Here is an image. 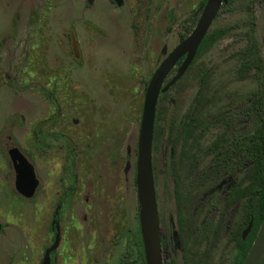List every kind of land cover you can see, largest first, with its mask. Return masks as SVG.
I'll return each mask as SVG.
<instances>
[{
  "label": "rangeland",
  "instance_id": "rangeland-1",
  "mask_svg": "<svg viewBox=\"0 0 264 264\" xmlns=\"http://www.w3.org/2000/svg\"><path fill=\"white\" fill-rule=\"evenodd\" d=\"M204 2L0 0V264H41L58 205L50 264H145L133 172L145 87ZM251 20L264 60L263 0L251 14L245 0H229L209 29L226 33L158 105L153 166L163 264L236 261L247 200L227 198L232 186L247 184L251 160L225 149L254 130L246 109L257 82L238 76ZM190 116L201 123L176 167L173 137ZM35 127L73 146L48 136L37 144ZM11 142L34 166L39 186L30 199L15 189Z\"/></svg>",
  "mask_w": 264,
  "mask_h": 264
},
{
  "label": "water",
  "instance_id": "water-1",
  "mask_svg": "<svg viewBox=\"0 0 264 264\" xmlns=\"http://www.w3.org/2000/svg\"><path fill=\"white\" fill-rule=\"evenodd\" d=\"M93 0H87L92 3ZM117 6L122 0H113ZM228 0H206L197 23L192 31L180 41L161 61L154 70L144 93L141 118L139 121L137 160H136V191L139 204V228L143 246L145 264H163L162 246L160 236L159 215L156 201V193L153 182L151 166L152 132L154 127L155 109L158 95L166 92L177 80H179L196 55L197 49L208 32L219 8ZM72 53L78 57L77 42L73 33H70ZM183 57L176 73L163 85L165 78L177 61ZM8 155L12 162L15 174V189L24 198L34 196L38 181L34 170L24 155L13 145L9 146ZM56 234L53 243L44 251L41 264H50L49 254L58 246L60 230L55 219L52 221ZM252 222L242 231L241 237L248 235ZM1 228V223H0ZM264 257V216L257 230L256 236L242 262V264H260Z\"/></svg>",
  "mask_w": 264,
  "mask_h": 264
},
{
  "label": "trees",
  "instance_id": "trees-1",
  "mask_svg": "<svg viewBox=\"0 0 264 264\" xmlns=\"http://www.w3.org/2000/svg\"><path fill=\"white\" fill-rule=\"evenodd\" d=\"M248 5V11L252 13V5L257 0H245ZM264 2V0H263ZM252 16V15H251ZM198 18V14L194 15L190 19L195 24ZM185 30H189V27H185ZM226 33L225 28H216L211 32H208L203 38L197 54L204 48L211 45L215 40L220 38ZM185 35H181L183 39ZM250 45L244 50L242 54V62L238 68V76L240 78H246L248 76H254L257 82L256 89L252 95L251 101L246 109V115L254 122V130L249 135L244 137V140H238L236 145V153L244 146L247 157L251 160V166L249 172L246 174L247 184L243 187H232L229 192L227 203H231L235 198H245L247 200V216L244 223V228L247 227L251 221V228L245 239L241 238V233L238 234L236 239L237 246V258L233 264H242L250 246L253 242L259 225L264 216V60L260 55L259 49L254 39V22L251 20L249 28ZM196 54V56H197ZM191 67V66H190ZM189 67V68H190ZM202 84H200L197 99H201ZM163 94L158 97V102L162 98ZM159 109L156 108L155 122L159 120ZM200 120L196 117H188L183 131L185 138L191 136L193 128L199 125ZM230 149V146L227 148ZM185 150V149H184ZM232 153H229L231 156ZM119 264H135L123 259ZM168 264H175L173 261H168ZM201 264V263H193ZM260 264H264V257Z\"/></svg>",
  "mask_w": 264,
  "mask_h": 264
},
{
  "label": "flooded vegetation",
  "instance_id": "flooded-vegetation-1",
  "mask_svg": "<svg viewBox=\"0 0 264 264\" xmlns=\"http://www.w3.org/2000/svg\"><path fill=\"white\" fill-rule=\"evenodd\" d=\"M95 0H93L92 1V3H87V0H85V3L86 4H88V5H92L93 4V2H94ZM229 1V0H228ZM110 2L112 3V4H114V5H116L115 3H114V1L113 0H110ZM205 2H206V0H205ZM205 2H204V4H205ZM204 4H203V7H204ZM223 5V4H222ZM222 5H221V7H222ZM117 6V5H116ZM221 7L219 8V10H218V12L220 11V9H221ZM203 9V8H202ZM202 11V10H201ZM218 12H217V14H218ZM200 14H201V12H200ZM200 14H198V18H199V16H200ZM217 14H216V16H217ZM215 16V17H216ZM198 18H197V20H198ZM215 19V18H214ZM213 19V20H214ZM213 22V21H212ZM196 23H197V21H196ZM195 23V24H196ZM195 24H194V26H195ZM211 25H212V23H211ZM211 25H210V27H211ZM193 26V27H194ZM193 27H192V29H193ZM210 27H209V29H210ZM192 29L190 30V32L192 31ZM209 29H208V32H209ZM189 32V33H190ZM207 32V33H208ZM71 33V32H70ZM70 33H69V39H70ZM188 33V34H189ZM206 33V34H207ZM187 34V35H188ZM187 35H185V37L187 36ZM184 37V38H185ZM205 37V36H204ZM183 38V39H184ZM180 39H181V37H180ZM183 39H181L180 41H182ZM203 40V39H202ZM179 41V42H180ZM202 42V41H201ZM201 44V43H200ZM70 45H71V41H70ZM200 46V45H199ZM199 48V47H198ZM198 50V49H197ZM196 54H197V52H196ZM166 57V56H165ZM195 57H196V55H195ZM195 57L193 58V60L195 59ZM182 60H183V57L182 58H180L178 61H177V63L175 64V66L171 69V71H170V73H169V75L165 78V80H164V82H163V85L164 84H166L168 81H169V79L176 73V70H177V67L181 64V62H182ZM193 60H192V62L190 63V65L188 66V68H187V70L189 69V67L192 65V63H193ZM161 63V62H160ZM186 70V71H187ZM185 71V72H186ZM185 72H184V74H185ZM153 74V73H152ZM183 74V75H184ZM182 75V76H183ZM152 76V75H151ZM151 78V77H150ZM181 79V78H180ZM179 79V80H180ZM178 81V80H177ZM176 81V82H177ZM175 82V83H176ZM147 84H148V82H147ZM147 84H146V86H147ZM145 89H146V87H145ZM171 89V87L167 90V91H169ZM166 91V92H167ZM166 92H162V93H160L159 95H158V97L160 96V95H162L163 94V96H162V98L160 99V101L158 102V104H156V108L158 109V105H159V103L161 102V100L163 99V97H164V94L166 93ZM49 98H50V100L52 101V104L56 107V102H55V100L53 99V97H52V94H48L47 95ZM157 101H158V99H157ZM160 111V110H159ZM155 114H156V109H155ZM158 121V120H157ZM157 121L155 122V119H154V127H153V132H152V145H151V166H152V173H153V182H154V166H153V151H154V143H155V140H156V137H157V128H156V124H157ZM194 129V128H193ZM34 132H35V137H36V139H37V144H39V142H40V139L41 140H43V141H45L46 140V138H47V136L48 137H52V138H54V139H62V138H64L63 139V141L67 144V145H69V147H72L73 146V143L71 142V140L69 139V138H67L66 137V135H64V134H61V133H43V131L41 130V129H39V127H35L34 128ZM192 132H193V130H192ZM191 132V133H192ZM40 133H42L43 134V136H39V134ZM138 134H139V129H138ZM39 137H41L40 139H39ZM174 143L175 144H177L178 146H176L175 147V150L172 148L171 149V156H170V159L172 158V157H174L175 158V165H176V167H181L182 165H183V159L184 158H186L185 156H186V152H187V150H188V148H189V146H191V143L189 142L188 143V139L189 138H194L193 136H192V134H191V136H189L188 138H185V133H184V131H183V128H181V129H178V130H175V135H174ZM242 140H244V137L242 138V139H240V141H242ZM137 143H138V135H137V142H136V150H135V160H134V163H133V172H134V180H135V178H136V160H137V147H138V145H137ZM235 141H232L231 143H230V150L229 149H225L226 150V154H227V152H228V157L229 158H233V157H235L236 156V145H235ZM10 145H13V146H15L12 142H11V144H9V146ZM22 154H23V152L17 147V146H15ZM164 148V150H165V146L163 147ZM9 149V148H8ZM8 149H7V152H8ZM185 149V150H184ZM242 152H244L245 153V149H244V146H243V143H242V146H241V148H240V150H239V155L242 153ZM229 153H232V155L231 156H229ZM174 154L176 155V156H174ZM24 155V154H23ZM9 156V155H8ZM24 157L28 160V162L31 164V166H32V168H33V170H34V166H33V164L30 162V160L24 155ZM164 157H165V152H164ZM226 158H227V155H226ZM226 158H222L221 159V161H224V160H226ZM10 159V158H9ZM217 161H219V160H217ZM221 161H219L220 162V164L222 163ZM10 162H11V160H10ZM219 162H218V164H219ZM219 164V165H220ZM11 165H12V162H11ZM223 165V164H222ZM12 167H13V165H12ZM14 170V169H13ZM34 173H35V171H34ZM35 177H36V175H35ZM37 178V177H36ZM37 181H38V179H37ZM135 185H136V183H135ZM38 186H39V181H38ZM38 186H37V188H38ZM235 186H237V185H234V186H232V187H235ZM231 187V188H232ZM241 187V186H240ZM174 189H176V188H174ZM37 190V189H36ZM231 190V189H230ZM176 191V190H175ZM137 192V191H136ZM230 192V191H229ZM229 197V196H228ZM228 199V198H227ZM236 199V198H235ZM59 207H60V205H58L57 206V208L54 210V215H53V219H52V221L55 219V217H56V214L58 213V209H59ZM52 221H51V226H50V229H51V231H52V237H53V240H54V237H55V234H56V229H55V226L52 224ZM55 221H56V219H55ZM57 222V221H56ZM58 223V222H57ZM160 224V223H159ZM58 227H59V224H58ZM1 228H2V226H1ZM0 228V229H1ZM245 229V228H244ZM243 229V230H244ZM60 230V229H59ZM242 230V231H243ZM242 231L240 232V233H242ZM139 232H140V228H139ZM242 238V237H241ZM53 240H52V243H53ZM59 241H60V239H59ZM51 243V244H52ZM59 244V243H58ZM50 246V245H49ZM48 246V247H49ZM161 246H162V239H161ZM48 247H46V248H48ZM46 248L44 249V251L46 250ZM56 250V249H55ZM44 251H43V255H44ZM54 251V250H53ZM53 251H51L50 252V254H49V257L51 256V253L53 252ZM42 259H43V256H42ZM51 259V258H50ZM123 260V259H122ZM41 263H42V261H41ZM119 264V263H118Z\"/></svg>",
  "mask_w": 264,
  "mask_h": 264
}]
</instances>
